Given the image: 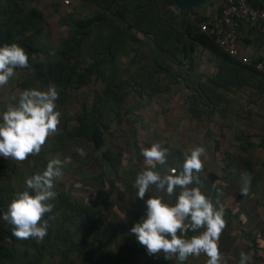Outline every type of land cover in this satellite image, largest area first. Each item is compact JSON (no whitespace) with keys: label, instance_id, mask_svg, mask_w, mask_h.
<instances>
[{"label":"trees","instance_id":"16d2710c","mask_svg":"<svg viewBox=\"0 0 264 264\" xmlns=\"http://www.w3.org/2000/svg\"><path fill=\"white\" fill-rule=\"evenodd\" d=\"M37 1L0 0V44L15 42L28 55V66L14 70L27 75L19 83L21 88L43 90L49 85L56 88L60 122L39 153L30 154L23 161L3 158L0 211L6 210L13 195L24 189L25 179L41 172L50 158L67 159L63 172L73 173L74 183L62 179L55 183L57 195L50 201L52 212L43 217L48 228L42 239H19L13 235L12 226L0 220V264H181L174 255L165 260L163 253L139 254L135 247L138 242L130 228L143 215L144 208L130 214L126 225L120 220L117 229L105 226L109 206L127 205L137 198L134 180L147 167L141 159L135 169L122 168L124 149L116 147L112 141L115 139L107 141L108 135L111 138L118 131L111 130L112 120L119 126L122 115L128 113V101L139 105L170 87L173 80L181 82L186 90L187 117L197 121L213 115L225 117L232 94L251 89L253 95L264 97V72L229 54L200 30V21L209 22L219 16L221 8L217 0H207L189 10L191 17L185 24L180 22L173 0H71L93 7L86 14L62 17L67 34L51 52L39 45L45 32V13ZM246 1L253 7L264 8L263 0ZM206 3H211L214 16L199 12L198 8ZM146 39L150 42L144 51ZM129 51L132 55L123 68L118 67V58ZM198 53L207 54L214 63L207 72L197 70ZM187 57L188 69L183 67ZM99 80L103 83L101 88L81 99L78 110L70 111L68 107L77 101L75 92ZM257 126L261 128L254 135L256 142L247 133L236 135L238 148L248 151L246 157L228 152L221 173L208 169L203 162L201 171L194 173L202 193L215 207L223 209L225 226L218 242L223 264L238 261L235 255L238 251L249 255L250 261L264 262L257 255L259 249H264V217L256 216L257 222L253 217V213H264V122ZM81 141L87 143L89 151L82 153L78 149ZM162 146L168 148V170L177 174L184 153L166 144ZM130 149L133 154L135 147ZM259 151L263 154L261 160L256 154ZM90 163L99 165L93 171L95 174L83 175ZM243 174H247V183ZM68 184L75 190L80 185L90 187L93 196L80 199L70 193ZM174 198L175 194L171 199ZM232 221L242 229L238 237L228 233ZM104 226L109 231L102 234ZM110 243L116 244L119 259L110 257ZM228 247L231 251L226 250ZM251 249L254 254H249Z\"/></svg>","mask_w":264,"mask_h":264},{"label":"clouds","instance_id":"9594fccd","mask_svg":"<svg viewBox=\"0 0 264 264\" xmlns=\"http://www.w3.org/2000/svg\"><path fill=\"white\" fill-rule=\"evenodd\" d=\"M27 66L28 55L22 46L15 42L0 44V86L9 82L16 68ZM57 98L52 85L45 90L24 89L13 94L15 103L0 110V158L23 161L40 152L60 122ZM204 153V147L194 146L184 154L178 173L172 174L168 170V148L161 143L142 146L140 155L147 167L136 175L133 187L136 197L144 202V212L130 232L148 255L163 253L165 260L174 255L183 264L189 256L204 254L206 264H223L218 248L225 226L223 209L202 193L197 186L199 178L194 175L202 169ZM63 167L59 158H50L41 172L25 179L24 189L13 195L6 210L0 211V220L12 226L15 237L42 239L46 235L48 222L43 217L52 212L50 201L57 195L54 187L64 175ZM243 178L247 183V174ZM174 194V200L170 199ZM189 232L195 234L189 236ZM250 259L241 252L239 264H248Z\"/></svg>","mask_w":264,"mask_h":264},{"label":"rangeland","instance_id":"374dc122","mask_svg":"<svg viewBox=\"0 0 264 264\" xmlns=\"http://www.w3.org/2000/svg\"><path fill=\"white\" fill-rule=\"evenodd\" d=\"M69 4L63 3V0H38L37 5L44 10L45 21H44V35L41 36L39 40V45L44 46V49L47 52H51L55 46H59L61 38L65 37L67 34V27L61 22L62 17H66L68 14L72 15H82L86 14L89 9L83 7L80 3L72 2L69 0ZM55 6L58 10H55ZM148 43L143 46L145 51L148 47ZM53 47V48H52ZM41 55V54H40ZM43 55L41 56V58ZM46 57V56H45ZM128 56L127 58H129ZM208 55H196V62L199 63L197 70L200 72H206L214 63L208 60ZM119 62L117 66L123 68L125 65L126 57L120 56L118 58ZM190 61L188 57L183 61L184 68L188 69ZM201 66V67H200ZM10 78L9 82L6 85L0 86V110H4L9 103H15L11 99L13 94L18 93L24 89H30V86L26 88H21L19 83L23 81L27 75L25 73H16ZM175 78V77H173ZM181 82L177 83L173 80L170 84V87H165L164 90L157 96L148 97L143 100L139 105H134L133 101L130 100L126 103V108L128 109L127 114L122 115V121L119 126L118 122L112 120L111 130L118 129L121 135H117V132L112 133L107 136V141L110 139L116 143V147H122L125 151L123 154V165L122 168L126 170L135 169L134 166L140 163L141 159H144L141 155V148L138 147V144L141 146H147L151 143H161L170 146L173 150H177L180 153H188L194 146H202L205 148V153L201 157V161L207 166L208 169L216 173H221L223 164L226 158V153H231L232 155L236 154L246 157L248 151H244L238 148V142L236 140V135L239 132L247 133L252 135L253 142H256L254 135L259 131L257 125L262 124L264 120L256 122L254 119H251V122L248 118L247 110L245 106L246 97H248L250 91L248 89L244 90V93L239 92V96L232 94L231 105L229 106V112L226 113L225 117L220 115H213L204 120L197 121L194 118L187 117V112L185 109V94L186 90L181 87ZM102 82L99 80L97 82H91L89 85L77 90L76 100L74 103L68 107L70 111H76L79 108L78 103L81 102L85 96L92 94L94 90L101 88ZM35 84L33 86H37ZM168 85V84H167ZM33 86H31L33 88ZM44 88L43 90H45ZM148 99V100H147ZM261 108V107H260ZM59 109V108H57ZM246 110L245 117H239L241 113H244ZM119 137L118 140H116ZM136 145H135V144ZM140 146V147H141ZM131 147H135V151L132 154ZM78 149L85 153L89 151L87 143L79 142ZM255 152V150H254ZM260 158L263 157L261 152L256 153ZM57 158V156H56ZM64 163H67V159L61 160ZM3 162V158H0V166ZM95 162V161H92ZM140 165V164H139ZM98 163H90L87 167V171L82 173L83 175L88 172L95 171V168L98 167ZM142 168V166H139ZM95 174V172H93ZM63 181L73 180V173L68 172L64 174L61 178ZM73 182V181H71ZM74 183V182H73ZM73 186H69V191L78 196L80 199L89 198L93 196V191L90 187L80 185V187L71 189ZM152 194L150 190L149 195ZM133 194L129 196L132 197ZM148 193L145 194V199L147 198ZM122 201V197H120ZM171 199V198H170ZM117 204L109 206L110 210L106 212L105 216V226L110 228H118L119 221L122 220L124 223L126 220H130V214L133 212L140 211L141 208H144V202L138 198L130 200L127 205ZM136 205V206H135ZM139 208L137 209V206ZM143 206V207H141ZM264 212V211H263ZM258 218H263L264 213H253L254 220ZM112 218V219H110ZM126 225V223H125ZM128 225V224H127ZM102 228V234L108 233L109 229ZM232 228L229 227L228 233L231 236L238 237L241 233V228L237 227L236 222H231ZM244 228V227H242ZM108 230V231H107ZM77 235L79 230L76 229ZM122 234V233H121ZM111 235V234H110ZM113 236V235H111ZM115 238V237H114ZM116 241H119L115 238ZM239 242V241H237ZM116 243V242H115ZM115 243H110L108 246L110 257L114 255L115 259H119L120 254L117 251V246ZM119 243V242H118ZM249 245V242L247 243ZM233 245V244H232ZM139 249V254L146 255L145 248L141 244L135 246ZM231 251L230 247L226 249ZM241 251L242 249L239 248ZM232 254V252H230ZM249 254H254L253 249ZM144 255V256H145ZM236 257L239 258L240 252H237ZM258 256L264 258V249H259L257 252ZM109 257V261L112 263V258ZM107 258V256H106ZM207 257L200 255L198 257L189 256L184 264H206ZM253 260V258H252ZM255 261V260H254ZM238 261H233L232 264H239ZM248 264H264L263 261L253 262L249 261Z\"/></svg>","mask_w":264,"mask_h":264},{"label":"built area","instance_id":"2783aa9c","mask_svg":"<svg viewBox=\"0 0 264 264\" xmlns=\"http://www.w3.org/2000/svg\"><path fill=\"white\" fill-rule=\"evenodd\" d=\"M220 4V14L208 21H200V30L214 38V41L229 54L239 58L246 64L264 72V63L247 57H239L232 42L235 39L238 24L242 20L259 23L264 35V8L253 7L246 0H217ZM69 0L63 3L69 4Z\"/></svg>","mask_w":264,"mask_h":264},{"label":"crops","instance_id":"0c3cea01","mask_svg":"<svg viewBox=\"0 0 264 264\" xmlns=\"http://www.w3.org/2000/svg\"><path fill=\"white\" fill-rule=\"evenodd\" d=\"M80 4L87 9H91L93 7V6H87L86 4H82V3ZM213 9L214 8L212 7L211 3H206L205 5L198 8L199 12L205 13V15L210 14L211 16L212 15L214 16L213 13H215ZM188 13L189 12L187 11L185 13H182L179 10L178 18L180 22H183L185 24V21H187L191 17L189 16ZM149 42H150L149 39L145 40V43H149ZM232 46L234 49H236L237 55L239 57H247L252 60H258L264 63V35H263V29H262L261 24L251 23L246 20L240 21L238 24L235 39L232 42ZM131 55H132V51L126 52L124 54L126 59L128 56H131ZM206 57H207V54H206ZM248 90L250 91H247L249 92V94H248V97H246V103H245L247 104V106H245V109L247 110L246 115H248L247 119H249L251 122L250 118H252L256 122L261 123L259 121L264 120V97L258 98L257 96L253 95L251 89H248ZM237 95L240 98L241 93L239 94V92H237ZM245 109H244L245 112L241 113L240 116L245 117V113H246ZM220 246H223V245L220 244ZM201 255L204 256V254H201Z\"/></svg>","mask_w":264,"mask_h":264},{"label":"water","instance_id":"95a60500","mask_svg":"<svg viewBox=\"0 0 264 264\" xmlns=\"http://www.w3.org/2000/svg\"><path fill=\"white\" fill-rule=\"evenodd\" d=\"M205 1L207 0H173V3L182 13H185L186 11L188 12Z\"/></svg>","mask_w":264,"mask_h":264}]
</instances>
